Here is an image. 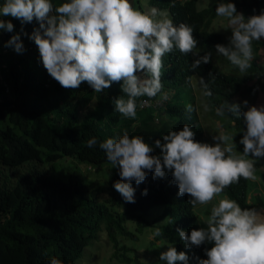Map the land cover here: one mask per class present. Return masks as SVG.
Segmentation results:
<instances>
[{
  "label": "trees",
  "instance_id": "obj_1",
  "mask_svg": "<svg viewBox=\"0 0 264 264\" xmlns=\"http://www.w3.org/2000/svg\"><path fill=\"white\" fill-rule=\"evenodd\" d=\"M148 1L156 7H166L174 25H191L199 56H203L220 41V33L207 28L217 4L234 3L247 18L257 13L258 2L262 0H206V4L199 8L195 0ZM3 2L0 0V5ZM61 2L52 0L54 6ZM50 15H56L55 9ZM0 20L11 21L14 26L13 32L0 29V165L8 167L12 173L11 167L25 163L22 170H15L11 181L4 176V180H0V264H47L52 258L61 260L62 264H71L87 241L95 236L100 221H103L107 237L115 244L117 233L134 236L125 227V218L132 217L136 224L140 223L143 214L154 203L160 204L158 215L168 214V218L158 222L156 228L161 230V236L172 240V247L177 252L186 253L187 264H199L201 259H207L205 249L211 248L212 243L185 247L179 237L178 228L190 233L200 227L192 205L188 203L191 197L178 195V186L169 171L165 170L163 178H153V173L148 172L139 185L133 181L135 202L128 203L113 186L120 179L116 167L103 181L85 182L76 169L61 178L37 163L53 160L62 154L87 163L107 160L99 143L125 132L129 136L143 137L153 146L152 154L159 155L160 149L155 147L154 141L163 142V135L169 130H181L185 124L194 132L196 141L205 143L196 110L191 114L185 110L188 104L195 109L192 98L186 101L174 98L166 102L164 108L174 115L170 127L151 122L154 104L137 108L134 119L126 118L115 110L113 103L115 98L123 95L122 82H113L101 93L94 92L86 82L77 89L62 87L48 74L35 42L30 39L33 30L39 29L35 18L29 23L0 14ZM14 33L20 34L24 46L20 53L4 46ZM260 41L264 44V38ZM199 56L181 54L175 48L167 53L163 57V89L187 81L194 72L209 84L212 96L205 97V101L211 109L215 111V107L221 104L235 103L239 105L240 113L247 107L232 96L246 79L253 77L244 85L248 92H264L263 61L254 57L252 67L246 74H241L231 64L229 70L223 71L211 59L208 63L191 67ZM224 117L225 125L236 129V136L244 134L246 124L242 115L234 116L226 110ZM92 137L98 143L89 149L86 142ZM261 161L262 158L255 161V168ZM247 187L248 180L241 178L222 193L242 208L262 207L264 210L263 194L253 190L248 198ZM145 189L146 195L142 194ZM97 192L105 193L103 201L97 200ZM210 210L204 208L207 215ZM171 215L174 220L169 218ZM155 231L153 238L161 237L154 236Z\"/></svg>",
  "mask_w": 264,
  "mask_h": 264
},
{
  "label": "clouds",
  "instance_id": "obj_2",
  "mask_svg": "<svg viewBox=\"0 0 264 264\" xmlns=\"http://www.w3.org/2000/svg\"><path fill=\"white\" fill-rule=\"evenodd\" d=\"M53 9L56 15H50ZM215 13L231 29L228 45L215 46L218 54L246 74L254 59L253 42L264 38V11L245 18L234 3L222 2ZM0 14L29 23L35 18L39 29L33 30L30 39L39 50L44 68L62 87L77 89L86 82L94 92L101 93L113 82H122L123 95L113 103L126 118L136 117L138 98H148L139 106L153 104L152 99L158 95L161 101L168 99L161 80L167 53L175 48L181 54L197 55L191 25L176 26L166 10L151 7L142 11L130 0H62L55 6L52 0H4ZM13 28L11 21L0 20V29L13 32ZM4 46L17 53L24 47L19 33H14ZM209 59L210 54L199 56L191 67L208 63ZM199 86L204 97L212 96L203 78ZM243 103L247 105V101ZM204 107L207 110L209 105L205 103ZM185 110L189 114L195 111L191 104ZM226 110L234 116L242 115L246 124L240 140L242 153L236 150L234 134L221 132L213 137L217 143L210 145L196 141L187 124L181 130H169L163 142L154 141L159 155L152 154L153 146L143 137L129 136L127 132L100 142L106 159L119 169L115 190L126 202L134 203L132 182L139 185L148 172L153 173V178H163L167 170L178 186V195L188 194V203L195 207L210 204L241 178L255 180V161L264 158V107L250 106L242 113L235 103L215 107L219 116H225ZM97 143L92 137L86 146L91 149ZM142 194L146 195L147 190ZM202 222L206 228L192 229L190 233L177 229L185 247L212 242V247L205 249L207 259H201L199 264H264V217L256 209L242 208L235 200L223 198ZM154 236H161V230L156 229ZM159 259L167 264H187L188 256L169 246ZM47 264L62 261L52 258Z\"/></svg>",
  "mask_w": 264,
  "mask_h": 264
},
{
  "label": "rangeland",
  "instance_id": "obj_3",
  "mask_svg": "<svg viewBox=\"0 0 264 264\" xmlns=\"http://www.w3.org/2000/svg\"><path fill=\"white\" fill-rule=\"evenodd\" d=\"M130 3L142 11H147L151 7H156L154 4L149 3L148 0H131ZM195 4L196 7L199 8L206 4V0H195ZM235 7L237 12L240 13L239 7L237 5H235ZM157 8L168 12L167 8L164 6ZM261 11H264V0L258 2V11L256 14L258 15ZM226 27L227 21L224 18L217 16L216 13L209 18L207 28L220 33V41L210 47V59L223 71L230 69V62L225 57L218 54L215 46L217 44L228 45L231 36V29ZM196 52L197 55L191 54L194 57L199 56L197 47ZM253 52L254 57L257 60L264 62V44L261 43V41L253 42ZM137 74L140 76L144 75L143 73ZM252 79L253 77L246 79L241 88L233 94L232 97L238 101H247V108L250 106L264 107V92L257 90L256 93H250L244 87V85L249 84ZM199 80L197 74L193 72L190 74L187 81L180 82L172 88L168 87L163 89L164 92L168 93V99L161 101L160 95L152 99V103L156 106L153 110L154 116L151 122L158 126L170 127L174 115L169 114L164 108L166 102L174 98L186 101L191 97L202 129V140L205 143L212 145L217 143V141L213 139L217 134H220L221 132L234 134L233 141L236 145V150L242 153L243 145L240 143V140L243 134L236 136V129L232 125H225L226 118L224 116L217 115L210 107L207 110L205 109L204 105L206 101L202 94V89L199 86ZM37 163L42 168L51 170L56 175L61 176V178H65L67 172L71 169H76L79 171L81 178L85 182L91 180L103 181L104 178H106L114 169L108 160L87 163L82 160H76L67 154H62L53 160H44ZM24 167L25 163L11 167L12 173H10L8 167L1 164L0 180H4V176L5 179L11 181L14 177L13 173L15 170H22ZM1 172L4 173V175H2ZM255 177V180H248V198L251 197L253 190L260 191L264 196V158H262L261 163L255 168ZM95 197L97 200L103 201L102 199L105 197V193L97 192ZM223 198L226 197L221 193L208 205L192 206L200 228H206V224L202 222L208 216L204 212V208L211 209L214 204H217L218 201ZM255 209L262 217H264V210L262 207H257ZM159 211L160 204H152L147 209L146 213L143 214L141 222L137 224L132 217H126L124 220L125 227L130 232L134 233V236L127 233H117L115 244H113L110 238L107 237L103 221H100L95 236L87 241L71 264H167L166 261L160 260L159 256L160 253L166 251L169 246L172 247V240L167 236L153 238V232L157 229V223L168 218V214L158 215ZM169 218L174 220L173 215ZM122 255H125L126 257L123 258ZM175 264L180 263L177 261Z\"/></svg>",
  "mask_w": 264,
  "mask_h": 264
},
{
  "label": "built area",
  "instance_id": "obj_4",
  "mask_svg": "<svg viewBox=\"0 0 264 264\" xmlns=\"http://www.w3.org/2000/svg\"><path fill=\"white\" fill-rule=\"evenodd\" d=\"M148 98L147 97H141L139 100H138V107H142V106H139L140 105V101L142 100H147Z\"/></svg>",
  "mask_w": 264,
  "mask_h": 264
}]
</instances>
